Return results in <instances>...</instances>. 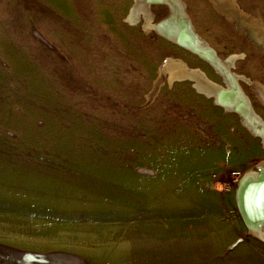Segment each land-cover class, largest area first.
<instances>
[{
  "label": "rangeland",
  "instance_id": "rangeland-1",
  "mask_svg": "<svg viewBox=\"0 0 264 264\" xmlns=\"http://www.w3.org/2000/svg\"><path fill=\"white\" fill-rule=\"evenodd\" d=\"M218 1L230 16L211 0H0V264H264L236 196L263 174L260 137L170 75L183 61L224 85L156 28L189 16L264 118V0ZM256 198L248 224H264Z\"/></svg>",
  "mask_w": 264,
  "mask_h": 264
},
{
  "label": "bare ground",
  "instance_id": "bare-ground-1",
  "mask_svg": "<svg viewBox=\"0 0 264 264\" xmlns=\"http://www.w3.org/2000/svg\"><path fill=\"white\" fill-rule=\"evenodd\" d=\"M162 1H170L173 5V0H146V2L149 4V2H162ZM230 2L228 4H231L232 7L237 9V5L234 3L233 0H229ZM211 2L217 6L221 11H227L228 16L231 15L228 10H226L222 3L218 0H211ZM227 4V5H228ZM140 14V10H135L134 7H131V10L126 17L127 20L134 22L138 15ZM168 19V18H167ZM254 26H257L256 22H253ZM157 29L164 28L167 33L169 34V38L174 40L176 44L187 48L191 52L195 53L199 57L206 60L210 65H212L214 68H219L226 80V83L222 86L221 84L215 83L208 79L204 75V73L198 69V68H189L187 65H185L182 62L173 63V68L170 70V75L177 77V78H185L190 79L193 81V87L201 94L214 98V102L217 104L222 105L224 108H227L229 110H233L237 112L240 117L242 124L253 134L256 135V132L260 131L262 132V126L264 125V120L261 118V115H259L257 112L254 111V109L251 106L250 100L246 94L242 91L241 87H238L236 78H241L239 74L232 72L229 68L230 66L226 65L222 60L216 55L214 49L205 43L199 36L196 34L195 30L192 28V25L188 19V17H180L177 21H170V20H163L156 24ZM256 29V27H255ZM163 33V31L161 32ZM166 33V34H167ZM164 34V33H163ZM168 37V35H166ZM256 38L259 40L264 41V32L257 33ZM188 46L190 48H188ZM196 50L197 52L193 51L192 49ZM238 58V54H231L230 57L227 59V61L234 63V61ZM173 77V78H174ZM172 79V78H171ZM230 85L235 86L238 92V101L235 103H231L229 101L230 96L228 94H232V92H229ZM227 94V96H226ZM223 95L224 97H222ZM233 95V94H232ZM264 128V127H263ZM258 136V135H256ZM263 174L257 173L256 171H248L244 178L241 180L239 187L236 191L237 196V204L239 206V209L242 213V215L245 218L246 224L255 232V234L261 236L264 238V224L259 223V219L252 220L247 223L250 220V217H248V214L251 213V205L250 200H254L255 197L258 198V196L264 195V168L261 170ZM256 198V200H257ZM263 198L262 201L259 200L260 208L261 205L263 206ZM264 207H262L261 212L263 211ZM248 213V214H246Z\"/></svg>",
  "mask_w": 264,
  "mask_h": 264
},
{
  "label": "water",
  "instance_id": "water-1",
  "mask_svg": "<svg viewBox=\"0 0 264 264\" xmlns=\"http://www.w3.org/2000/svg\"><path fill=\"white\" fill-rule=\"evenodd\" d=\"M151 4H154V3H152V2H149V6L151 5ZM188 48H190L189 46H188ZM192 49V48H191ZM193 51H195V52H197L196 50H194V49H192ZM230 69V68H229ZM215 70H216V72L218 73V74H220V76L222 77V80H223V82L224 83H226V81H228L229 82V80H226L225 78H224V75H223V73H222V71L219 69V68H217V67H215ZM237 83V85H238V87H240V85H239V83H238V81L236 82ZM237 89L235 88V86H233V85H230V90H229V92H232V94L230 95V94H228L229 96H230V99H229V101L231 102V103H235L236 101H238L239 99H238V92L236 91ZM222 97H224L223 95H221ZM226 96H227V94H226ZM264 125L262 126V129L261 130H263L262 132H260V131H258V132H256V135H258L260 138H261V142H262V144H263V146H264ZM262 198H263V200H264V195L262 196ZM263 203H264V201H263ZM264 207V206H263Z\"/></svg>",
  "mask_w": 264,
  "mask_h": 264
},
{
  "label": "crops",
  "instance_id": "crops-1",
  "mask_svg": "<svg viewBox=\"0 0 264 264\" xmlns=\"http://www.w3.org/2000/svg\"><path fill=\"white\" fill-rule=\"evenodd\" d=\"M155 4H157V3H155ZM189 17V16H188ZM189 20H190V18H189ZM191 21V20H190ZM239 74H241V73H239ZM244 75V74H243ZM239 83V82H238ZM259 113V112H258ZM259 115H261V114H259ZM261 118H263V116L261 115ZM263 120H264V118H263ZM260 140H261V138H260ZM261 142V141H260ZM261 144H262V142H261ZM263 145V144H262Z\"/></svg>",
  "mask_w": 264,
  "mask_h": 264
}]
</instances>
